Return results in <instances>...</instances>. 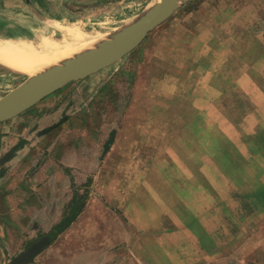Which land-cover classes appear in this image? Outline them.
<instances>
[{"label":"rangeland","instance_id":"374dc122","mask_svg":"<svg viewBox=\"0 0 264 264\" xmlns=\"http://www.w3.org/2000/svg\"><path fill=\"white\" fill-rule=\"evenodd\" d=\"M71 1L74 13L53 15L44 0L20 3L9 23L0 21V36L28 31L34 36L33 30L56 22L52 20L113 35L157 0ZM98 75L104 85L86 105L91 120L86 114L84 122L105 131L138 129L136 202L142 216L132 213L139 225L156 226L150 238L131 230L112 233L109 245L129 255L149 249L156 256L153 264H258V243L252 245L250 239H258L256 229L264 216L252 214L264 208V201L258 197L252 204L246 195L264 194V0H183L171 18ZM27 78L0 66V99ZM72 87L47 97L41 111L52 117V125L76 110L68 94ZM74 94L88 103L90 94L86 97L81 87ZM32 125L34 131L39 124ZM239 159L245 161L241 173ZM258 170L257 178L244 183L243 177ZM152 178L156 191L166 194L164 208L160 195L147 200ZM148 205L155 210L149 219L143 215ZM69 235L72 243L58 244L46 254L54 256L53 262L38 258L32 264H66L70 255L89 248L87 233L75 239ZM89 237L103 240L107 235L92 232ZM163 254L168 257L158 258Z\"/></svg>","mask_w":264,"mask_h":264},{"label":"crops","instance_id":"0c3cea01","mask_svg":"<svg viewBox=\"0 0 264 264\" xmlns=\"http://www.w3.org/2000/svg\"><path fill=\"white\" fill-rule=\"evenodd\" d=\"M44 1L49 4V15L74 13V2L71 0ZM24 2L28 4L32 0H0V21L9 23L12 14H15V7ZM75 7L81 6L76 4ZM103 71L85 77L87 80L79 79L65 85L74 86L68 94L72 93L76 110L70 111L66 117L61 116L54 125L52 117L47 112L44 116L42 112L47 107V97L18 116L0 122V264L9 262L23 248L25 250L45 235L51 236V242L28 264L38 258H43L46 263L53 262L54 256L46 255L51 248L72 243L69 234L75 239L81 232L87 233L90 240L85 247L89 248L79 250L76 257L70 255L66 264L155 262L156 256L149 249L142 252L133 250L130 255L120 249L117 253L116 245L111 246L107 241L109 237H114L112 233L129 230L137 232L140 238H150L149 233H154L156 226L154 223L147 227L139 225L133 214L141 215L138 209L142 211L136 202L140 188L137 175L139 161L135 156L139 147L135 140L139 135L138 129L118 126L105 131L87 127L84 122L86 114L91 120L90 113L84 109L98 93L97 90L103 87L104 83L98 75ZM79 87L88 92L86 97L90 94L88 103L80 101L74 94L75 88ZM33 108L36 109L32 111ZM47 120L52 123H46ZM33 123L39 124L34 131L31 129ZM261 137L264 144V134ZM259 175V170L258 173H248L243 177L244 183L246 178H257ZM153 179H149L151 186L147 187L150 190L147 200L150 203L155 195H160L157 197L164 208L166 194L163 190L156 191ZM263 195L245 197L253 204L258 197L264 201ZM149 206L143 214L146 218L154 216V207ZM252 215L263 218L264 208H255ZM249 226L252 228L253 224ZM92 232H104L107 237L92 240L89 237ZM256 233L258 239L252 237L250 243H258V264H264V223L256 229ZM62 236H67V240L60 241ZM136 244L137 241H132V245ZM97 247L102 248L97 251ZM166 257L168 255H158L163 260Z\"/></svg>","mask_w":264,"mask_h":264},{"label":"water","instance_id":"95a60500","mask_svg":"<svg viewBox=\"0 0 264 264\" xmlns=\"http://www.w3.org/2000/svg\"><path fill=\"white\" fill-rule=\"evenodd\" d=\"M183 0H160L135 22L112 35V39L88 54L40 75L27 78L0 99V122L12 119L68 83L83 79L119 61L134 50L150 32L171 18ZM45 235L5 264H28L51 242Z\"/></svg>","mask_w":264,"mask_h":264},{"label":"bare ground","instance_id":"6f19581e","mask_svg":"<svg viewBox=\"0 0 264 264\" xmlns=\"http://www.w3.org/2000/svg\"><path fill=\"white\" fill-rule=\"evenodd\" d=\"M32 32L34 36L30 31L0 36V66L28 79L78 59L112 39L109 33L84 29L77 23L54 22Z\"/></svg>","mask_w":264,"mask_h":264},{"label":"trees","instance_id":"16d2710c","mask_svg":"<svg viewBox=\"0 0 264 264\" xmlns=\"http://www.w3.org/2000/svg\"><path fill=\"white\" fill-rule=\"evenodd\" d=\"M244 166H245V161H243L242 159L237 160L236 168L239 170L240 173L245 170Z\"/></svg>","mask_w":264,"mask_h":264}]
</instances>
